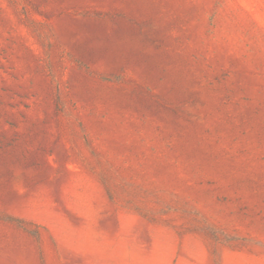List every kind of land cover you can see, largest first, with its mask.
<instances>
[{
	"label": "rangeland",
	"instance_id": "rangeland-1",
	"mask_svg": "<svg viewBox=\"0 0 264 264\" xmlns=\"http://www.w3.org/2000/svg\"><path fill=\"white\" fill-rule=\"evenodd\" d=\"M0 264H264V0H0Z\"/></svg>",
	"mask_w": 264,
	"mask_h": 264
}]
</instances>
